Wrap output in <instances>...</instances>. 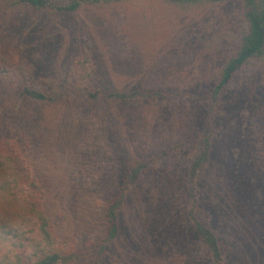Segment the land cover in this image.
<instances>
[{"label": "rangeland", "instance_id": "obj_1", "mask_svg": "<svg viewBox=\"0 0 264 264\" xmlns=\"http://www.w3.org/2000/svg\"><path fill=\"white\" fill-rule=\"evenodd\" d=\"M240 20L237 0H128L75 13L19 4L1 17L0 140L20 155L58 233L78 249L102 235L106 206L135 159L177 142L192 147L207 131L206 108L186 97L124 102L106 92H209ZM251 76L242 72L223 94L211 159L198 177L203 218L221 233L225 264H264V64ZM19 85L57 99L21 95ZM194 151L132 187L103 264H211L187 215Z\"/></svg>", "mask_w": 264, "mask_h": 264}, {"label": "trees", "instance_id": "obj_2", "mask_svg": "<svg viewBox=\"0 0 264 264\" xmlns=\"http://www.w3.org/2000/svg\"><path fill=\"white\" fill-rule=\"evenodd\" d=\"M128 0H0V20L16 5L35 10L50 9L60 13H75L85 4L103 5ZM182 4H216L235 0H168ZM241 4V20L231 55L222 68L219 81L207 93L189 91L141 90L106 92L120 101L138 98L157 99L186 97L207 110V131L193 144L195 150L187 163V193L190 205L189 221L198 237L200 254L211 264H225L226 254L221 233L203 218L199 174L211 159L217 136L214 118L223 94L236 86L238 75L248 71L258 74L264 64V0H237ZM13 86H18L12 82ZM21 95L55 101L57 97L30 87L20 86ZM12 92L13 89L11 88ZM9 91V92H10ZM95 97L96 94H92ZM187 142L160 147L155 153L133 161L104 212V231L91 247L82 250L58 233L56 218L47 206L41 188L22 165L21 157L9 142L0 140V264H103L109 246L121 232L120 212L125 200L141 178L153 167L161 165L191 149Z\"/></svg>", "mask_w": 264, "mask_h": 264}]
</instances>
